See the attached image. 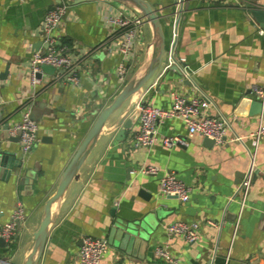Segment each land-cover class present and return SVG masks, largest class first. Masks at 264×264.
Here are the masks:
<instances>
[{"label": "crops", "instance_id": "1", "mask_svg": "<svg viewBox=\"0 0 264 264\" xmlns=\"http://www.w3.org/2000/svg\"><path fill=\"white\" fill-rule=\"evenodd\" d=\"M148 1L161 18L168 45L175 37V65L181 73L164 69L167 56L165 66L126 106L123 121L136 114L139 99L166 110L175 95L202 98L208 103L205 115L227 123L224 138L206 147L203 137L189 136L185 123L173 117L159 123L150 147H136L137 114L126 136L118 135L119 127L111 131L109 119L57 208L37 264H77L86 236L107 240L109 250L100 264H171L155 255L156 247L167 249L176 264H264V136L254 147L249 137L264 114L249 115L241 104L257 100L251 86L264 84V37L258 35L260 25L251 14L264 8V0H241L240 5L185 0L180 14L173 0ZM59 4L69 8L57 35L69 48L90 53L78 85L56 82L52 74L43 73L32 87L31 55L45 50L39 26L45 13ZM109 4L138 16L120 3ZM106 8L102 0H0V75L5 76L0 77V118L11 128L29 100L30 114L38 123V139L28 153L23 154L17 142L6 143L23 163L17 176L0 180V225L17 206L25 222L9 243L12 252L0 249V264H20L27 254L45 200L98 112L122 86L115 75L120 55L107 44ZM150 40L143 21L127 78L142 65ZM238 108L245 112L237 113ZM171 137L184 144L167 147L162 139ZM147 165L159 167V174H139ZM249 168L252 179L243 198L236 193V182ZM165 170L192 188L187 201L161 196L159 177ZM173 222L197 223V240L188 243L181 236H169L165 227Z\"/></svg>", "mask_w": 264, "mask_h": 264}, {"label": "built area", "instance_id": "2", "mask_svg": "<svg viewBox=\"0 0 264 264\" xmlns=\"http://www.w3.org/2000/svg\"><path fill=\"white\" fill-rule=\"evenodd\" d=\"M107 4L105 9L104 22L109 28L107 44L114 49L119 55L120 60L115 68L117 81L123 84L128 76V63L131 57L135 40L137 39L138 28L143 19L139 16L127 15L122 9L118 10L109 3L112 0H102ZM207 4H234L240 5L241 0H200ZM69 6L67 4L55 5L49 9L39 26V34L42 38L45 50L36 51L31 55L29 62V81L32 87L39 84L41 75V65H50L54 68L53 80L61 83H68L76 86L79 83V71L86 61L90 51L63 44L60 36L57 35L60 25L66 16ZM126 13V14H125ZM257 33L264 37V28L258 26ZM167 64L164 69L169 68L173 61L171 53L168 51ZM40 74V77L37 75ZM160 75L155 78L153 86L156 85ZM251 92L255 98L264 104V84L251 86ZM30 104L26 100L21 106V120L10 128V134L14 135L17 131L19 134V144L23 154H26L36 143L38 136V123L30 117ZM208 103L202 98H184L175 95L172 105L169 109H160L142 100H138L135 109L138 112L139 130L133 137V144L136 147H150L157 140V127L160 122L167 118H180L187 127L189 136L197 135L212 139L215 144L222 142L227 130V123L224 120H218L205 115V108ZM264 136V118L261 117L255 131L249 135L251 143L256 146L259 138ZM236 140L242 141V137ZM163 144L172 147L178 144H184L179 137L163 138ZM249 155L252 157L250 151ZM160 172L159 167L147 165L139 168L138 173L141 175L156 176ZM252 179V171L249 168L243 181L237 186L236 193L241 196L246 195ZM192 188L183 183L173 171L165 170L159 177V192L161 196H175L181 202L189 198ZM25 222V214L21 206H17L10 220L0 225V237L7 243H10L17 234L18 226ZM208 224L215 226L214 222L208 221ZM169 236H181L186 242L194 243L197 240V223L173 222L165 227ZM109 250L107 240L92 238L86 236L81 240V246L77 254V264H100L103 256ZM155 255L163 258L171 264H176L169 254L168 250L162 247H156Z\"/></svg>", "mask_w": 264, "mask_h": 264}, {"label": "water", "instance_id": "3", "mask_svg": "<svg viewBox=\"0 0 264 264\" xmlns=\"http://www.w3.org/2000/svg\"><path fill=\"white\" fill-rule=\"evenodd\" d=\"M120 3L128 8H131L139 17L145 21L151 31V40L146 44L144 52V61L142 65L122 84L121 88L110 100V102L104 106L85 135L84 139L78 146L77 150L69 160L65 169L63 170L57 185L53 193L47 197L43 204L42 216L37 228L32 233L31 246L24 256L20 264H37L41 257L48 231L52 226L55 218L57 208L67 192L70 185L77 181L79 178V172L86 161L87 157L91 153L95 146L99 135L102 133L106 122L109 119L112 120L111 131L120 128L118 135L126 136L129 128H131L132 120L136 114L129 116L123 121V116L128 113L129 108L127 105H132V99L135 96H139L143 92V88L146 87L151 80H153L157 71L165 66V59L168 51L171 53L172 65H175L176 58L174 57V45L175 37L171 44L168 45L167 38L164 32V26L157 10L151 5L148 0H112ZM185 0H173V5L178 7L177 14H180L183 10V4ZM256 22L264 28V8H257L252 10ZM178 20H175L174 31L176 32ZM179 73L180 70L175 66ZM41 70L44 73L53 74L54 68L50 65H41ZM40 77V74L37 75ZM2 79H5L3 74L0 75ZM242 106H247V113L249 115L264 114V104L258 100H243ZM243 109H237V113L243 114ZM31 119L35 120L30 114ZM19 134L17 131L14 135L10 134V125L8 121L0 118V180L8 181L11 175L17 176L22 168V159L18 153L8 148L6 143L17 142L19 143ZM203 145L206 147H212L215 142L212 139L203 137ZM245 177V173L241 177L236 185L239 186ZM145 196V195H144ZM168 198H176L175 196H168ZM127 227L132 228L131 225ZM141 227H143L141 225ZM133 228H135L133 226ZM9 243L5 242L0 237V249L11 251ZM12 252V251H11Z\"/></svg>", "mask_w": 264, "mask_h": 264}, {"label": "trees", "instance_id": "4", "mask_svg": "<svg viewBox=\"0 0 264 264\" xmlns=\"http://www.w3.org/2000/svg\"><path fill=\"white\" fill-rule=\"evenodd\" d=\"M61 41H62L63 44H67L68 43L67 40H65L64 38H61Z\"/></svg>", "mask_w": 264, "mask_h": 264}, {"label": "rangeland", "instance_id": "5", "mask_svg": "<svg viewBox=\"0 0 264 264\" xmlns=\"http://www.w3.org/2000/svg\"><path fill=\"white\" fill-rule=\"evenodd\" d=\"M19 229H20V226H18L17 231H19Z\"/></svg>", "mask_w": 264, "mask_h": 264}]
</instances>
